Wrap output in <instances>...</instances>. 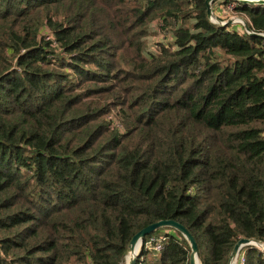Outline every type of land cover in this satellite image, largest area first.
Wrapping results in <instances>:
<instances>
[{"label":"trees","instance_id":"trees-1","mask_svg":"<svg viewBox=\"0 0 264 264\" xmlns=\"http://www.w3.org/2000/svg\"><path fill=\"white\" fill-rule=\"evenodd\" d=\"M233 12L264 33V5ZM159 220L200 264L264 241V38L205 0H0V264H125ZM152 234L136 264H189Z\"/></svg>","mask_w":264,"mask_h":264},{"label":"water","instance_id":"water-1","mask_svg":"<svg viewBox=\"0 0 264 264\" xmlns=\"http://www.w3.org/2000/svg\"><path fill=\"white\" fill-rule=\"evenodd\" d=\"M214 0H205V6H206V15L211 20L214 19V23H217L221 26H224L226 24H234V22H239L244 30L249 35H257L262 38H264V33L257 32V31H251V29L248 27L247 22L244 18H233L230 17L227 19V21L223 22L220 19L217 18L215 13L213 12V9L211 7V3ZM234 1V0H232ZM248 5H264V0H236ZM168 227L171 228L177 232H179L187 241L189 248H190V254H189V264H195V258L198 259V262L200 264L199 258H198V248L197 244L193 238V236L189 233V231L180 223L173 221V220H159L156 222H153L140 230H138L135 234L132 235L131 239L129 240V243L127 245V251L125 254V264H136V259L140 253V250L142 248V241L145 236H148L155 231H157L160 228ZM245 246H253L256 249H259L264 254V241L256 240L254 238H247V237H240L233 245L229 255L226 264H231V261L236 258V256L239 254L241 248Z\"/></svg>","mask_w":264,"mask_h":264},{"label":"built area","instance_id":"built-area-1","mask_svg":"<svg viewBox=\"0 0 264 264\" xmlns=\"http://www.w3.org/2000/svg\"><path fill=\"white\" fill-rule=\"evenodd\" d=\"M235 2H237V1L236 0H234V1L229 0L228 2H226V5H225L223 0L222 1L221 0H214L211 3V7H212L214 13L216 12V10H219V14L225 15L226 11L233 12ZM156 49H158V45H156V46L154 45L151 47L152 51L153 50L155 51ZM163 240L164 239L162 236H159L156 234H151L146 238V240L142 243V245L147 250H153V251L158 252L162 248ZM243 263H244V254H243V251L240 250L239 254L234 259L233 264H243Z\"/></svg>","mask_w":264,"mask_h":264},{"label":"rangeland","instance_id":"rangeland-1","mask_svg":"<svg viewBox=\"0 0 264 264\" xmlns=\"http://www.w3.org/2000/svg\"><path fill=\"white\" fill-rule=\"evenodd\" d=\"M223 1H224V4L226 5V2H225L226 0H223ZM215 15L217 16L218 19H220L223 22L227 21V19H229L230 17L243 18V17H241L240 14H237V13L231 12V11H226L225 15H221V14H219V10H217L215 12ZM210 21L212 23H214V19H211ZM231 25H233V26L235 25V27H238V28L241 26V24L239 22H234V24H231ZM155 28H157V27L155 26ZM155 28H152L153 29L152 33L147 38V42H146V48L147 49H149L150 47H152L154 45L155 46L159 45L160 42L169 43L171 40L169 27L163 26V29H155Z\"/></svg>","mask_w":264,"mask_h":264},{"label":"bare ground","instance_id":"bare-ground-1","mask_svg":"<svg viewBox=\"0 0 264 264\" xmlns=\"http://www.w3.org/2000/svg\"><path fill=\"white\" fill-rule=\"evenodd\" d=\"M234 263V259L231 261V264H233ZM195 264H199V262H198V259L197 258H195Z\"/></svg>","mask_w":264,"mask_h":264},{"label":"crops","instance_id":"crops-1","mask_svg":"<svg viewBox=\"0 0 264 264\" xmlns=\"http://www.w3.org/2000/svg\"><path fill=\"white\" fill-rule=\"evenodd\" d=\"M217 11V10H216ZM222 15V14H221Z\"/></svg>","mask_w":264,"mask_h":264}]
</instances>
